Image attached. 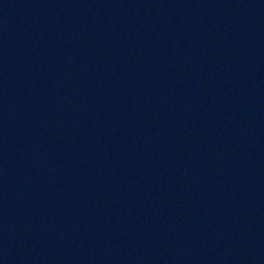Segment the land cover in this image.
I'll return each instance as SVG.
<instances>
[{"label": "water", "instance_id": "95a60500", "mask_svg": "<svg viewBox=\"0 0 264 264\" xmlns=\"http://www.w3.org/2000/svg\"><path fill=\"white\" fill-rule=\"evenodd\" d=\"M0 264H264V0H0Z\"/></svg>", "mask_w": 264, "mask_h": 264}]
</instances>
